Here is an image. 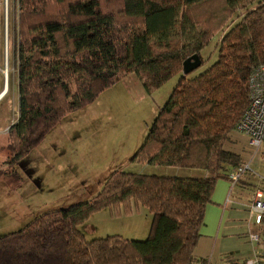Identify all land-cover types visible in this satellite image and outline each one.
<instances>
[{"label": "trees", "instance_id": "obj_1", "mask_svg": "<svg viewBox=\"0 0 264 264\" xmlns=\"http://www.w3.org/2000/svg\"><path fill=\"white\" fill-rule=\"evenodd\" d=\"M14 8L7 27L18 111L8 129L13 167L65 114L118 79L134 74L150 91L179 74L129 159L202 174L111 170L87 199L0 235V264H207L192 248L216 181L230 180L241 164L224 143L248 105V74L264 62V0H15ZM225 26L217 59L182 75V61L197 53L202 63L201 49ZM131 203L150 213L145 239L85 238L79 226L92 213Z\"/></svg>", "mask_w": 264, "mask_h": 264}, {"label": "rangeland", "instance_id": "obj_2", "mask_svg": "<svg viewBox=\"0 0 264 264\" xmlns=\"http://www.w3.org/2000/svg\"><path fill=\"white\" fill-rule=\"evenodd\" d=\"M14 1L0 0V94L7 73V88L0 96V235L27 225L47 210L87 199L100 180L114 169L176 177L202 174L188 167L129 159L144 142L158 108L167 100L179 74L150 91L134 74L118 79L83 108L65 114L36 147L14 162L13 167L9 163L12 155L7 146L12 140L8 135L9 126L16 122L18 115L17 90L7 51L5 56V35L8 41V8L13 10ZM111 4L114 8V1ZM14 16L17 19V10ZM10 18L13 26L12 15ZM226 26L211 36L201 49L203 62L187 73L189 78L217 59V44ZM70 89L74 91L75 88ZM224 147L238 154L242 164H248L247 171L241 175L243 181L247 177L253 186L261 185L264 142L254 146L245 134L233 128ZM150 222L148 210L131 203L127 207L120 204L102 208L92 213L79 228L87 240L107 235L142 240L148 235ZM255 230L257 232V228Z\"/></svg>", "mask_w": 264, "mask_h": 264}, {"label": "crops", "instance_id": "obj_3", "mask_svg": "<svg viewBox=\"0 0 264 264\" xmlns=\"http://www.w3.org/2000/svg\"><path fill=\"white\" fill-rule=\"evenodd\" d=\"M240 181L231 184L226 178L218 179L212 190L211 201L204 207L192 254L207 264H248L247 261L253 255L260 254L258 243L252 242L254 240L250 239L249 234L261 235L264 229L252 224L248 204L254 190L264 189V182L253 186L252 181V185ZM250 264H264V256L259 255L258 262Z\"/></svg>", "mask_w": 264, "mask_h": 264}, {"label": "built area", "instance_id": "obj_4", "mask_svg": "<svg viewBox=\"0 0 264 264\" xmlns=\"http://www.w3.org/2000/svg\"><path fill=\"white\" fill-rule=\"evenodd\" d=\"M247 88L249 102L245 110L238 119L235 129L245 134L250 144L254 146L264 142V62L253 66L247 77ZM248 164H240L228 174L231 184H234L243 172L247 171ZM248 210L252 224L260 226L264 223V189L254 190L252 200L248 204ZM250 239L256 241L260 248V254H264V231L261 235L250 233ZM258 256L247 261L257 263Z\"/></svg>", "mask_w": 264, "mask_h": 264}, {"label": "water", "instance_id": "obj_5", "mask_svg": "<svg viewBox=\"0 0 264 264\" xmlns=\"http://www.w3.org/2000/svg\"><path fill=\"white\" fill-rule=\"evenodd\" d=\"M6 47H7V39H6V35H5V56H6ZM6 63V62H5ZM201 64V58L197 53H193L190 54L189 56H187L183 61H182V74L185 75L188 72L192 71L193 69L197 68L198 66H200ZM6 68V66H5ZM7 73L5 72V83H4V87H3V92L0 94V96L5 92L6 88H7Z\"/></svg>", "mask_w": 264, "mask_h": 264}, {"label": "bare ground", "instance_id": "obj_6", "mask_svg": "<svg viewBox=\"0 0 264 264\" xmlns=\"http://www.w3.org/2000/svg\"><path fill=\"white\" fill-rule=\"evenodd\" d=\"M5 69V68H4Z\"/></svg>", "mask_w": 264, "mask_h": 264}]
</instances>
